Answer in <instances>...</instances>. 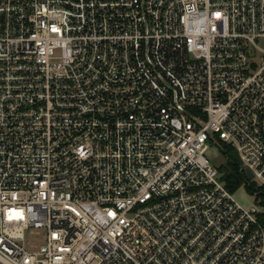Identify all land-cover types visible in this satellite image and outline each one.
Returning a JSON list of instances; mask_svg holds the SVG:
<instances>
[{
  "label": "built area",
  "instance_id": "2783aa9c",
  "mask_svg": "<svg viewBox=\"0 0 264 264\" xmlns=\"http://www.w3.org/2000/svg\"><path fill=\"white\" fill-rule=\"evenodd\" d=\"M208 141L264 187V0H0V264H264Z\"/></svg>",
  "mask_w": 264,
  "mask_h": 264
},
{
  "label": "trees",
  "instance_id": "16d2710c",
  "mask_svg": "<svg viewBox=\"0 0 264 264\" xmlns=\"http://www.w3.org/2000/svg\"><path fill=\"white\" fill-rule=\"evenodd\" d=\"M224 151L227 156V161L219 164L218 169L225 184L229 189L234 191L245 183L253 192L256 190L259 191V195L262 196V203L264 204V187H257L255 182L251 181L240 168V156L236 148L225 144ZM259 218L264 222V210L260 211Z\"/></svg>",
  "mask_w": 264,
  "mask_h": 264
},
{
  "label": "rangeland",
  "instance_id": "374dc122",
  "mask_svg": "<svg viewBox=\"0 0 264 264\" xmlns=\"http://www.w3.org/2000/svg\"><path fill=\"white\" fill-rule=\"evenodd\" d=\"M207 154L211 158L212 162L219 165L225 163L227 161V156L216 142L208 141ZM251 181H254V178H250ZM234 197L239 201L242 205L246 207L255 206L258 209L264 210V204L262 203V196L257 195L255 192L249 189V187L244 183L236 190L233 191ZM36 228L33 230L26 231V238L31 242H40L41 235Z\"/></svg>",
  "mask_w": 264,
  "mask_h": 264
},
{
  "label": "water",
  "instance_id": "95a60500",
  "mask_svg": "<svg viewBox=\"0 0 264 264\" xmlns=\"http://www.w3.org/2000/svg\"><path fill=\"white\" fill-rule=\"evenodd\" d=\"M246 174H247L248 177H252L253 176V172L248 167L246 168Z\"/></svg>",
  "mask_w": 264,
  "mask_h": 264
}]
</instances>
